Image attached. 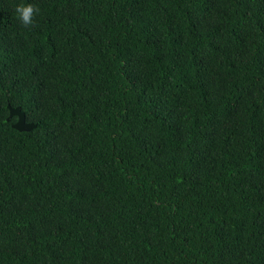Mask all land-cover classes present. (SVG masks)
<instances>
[{"label":"trees","instance_id":"obj_1","mask_svg":"<svg viewBox=\"0 0 264 264\" xmlns=\"http://www.w3.org/2000/svg\"><path fill=\"white\" fill-rule=\"evenodd\" d=\"M18 2L0 264H264V0Z\"/></svg>","mask_w":264,"mask_h":264},{"label":"clouds","instance_id":"obj_2","mask_svg":"<svg viewBox=\"0 0 264 264\" xmlns=\"http://www.w3.org/2000/svg\"><path fill=\"white\" fill-rule=\"evenodd\" d=\"M13 12L20 24L27 28L35 23L34 17L40 13V8L28 0H19L14 5Z\"/></svg>","mask_w":264,"mask_h":264},{"label":"water","instance_id":"obj_3","mask_svg":"<svg viewBox=\"0 0 264 264\" xmlns=\"http://www.w3.org/2000/svg\"><path fill=\"white\" fill-rule=\"evenodd\" d=\"M8 108H9L8 118H11L13 116L16 117V121L12 124V127L17 131H30L36 126L33 123H27L25 121L24 113L21 112L19 107L11 108L8 106Z\"/></svg>","mask_w":264,"mask_h":264}]
</instances>
